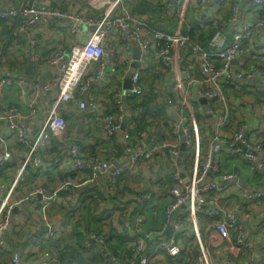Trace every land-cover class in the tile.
Returning a JSON list of instances; mask_svg holds the SVG:
<instances>
[{
  "label": "built area",
  "instance_id": "obj_1",
  "mask_svg": "<svg viewBox=\"0 0 264 264\" xmlns=\"http://www.w3.org/2000/svg\"><path fill=\"white\" fill-rule=\"evenodd\" d=\"M137 3L0 0L6 264H69L59 252L77 232L81 251L99 248L113 264H160V254L167 264H264V0H143L146 10L133 13ZM14 90L20 104L5 100ZM97 94L107 95L106 105ZM66 105L90 107L96 140L74 139ZM159 105L179 125L158 115ZM93 195L99 224L122 219L117 251L111 225L100 233L76 227ZM160 202L163 222L148 230L144 211ZM21 206L40 229L30 215L10 226ZM28 228L36 232L27 236ZM23 230L30 245L19 253L9 242Z\"/></svg>",
  "mask_w": 264,
  "mask_h": 264
},
{
  "label": "crops",
  "instance_id": "obj_2",
  "mask_svg": "<svg viewBox=\"0 0 264 264\" xmlns=\"http://www.w3.org/2000/svg\"><path fill=\"white\" fill-rule=\"evenodd\" d=\"M100 83H102V81H100V80L93 83L94 86H91V88L92 89L95 88L97 86V84H100ZM167 84H171V82H169V81L163 82L164 86H166ZM5 97H6L5 100L9 104H15L16 105V104L21 103L20 97H19L18 93L16 92V90H14V92L12 94L8 93ZM95 97L97 99H99L100 103L103 105L104 104L106 105L108 102L107 101L108 97L106 94H97V95H95ZM85 98H87V97H84V99ZM89 108L90 107L88 106V109L86 111H83V112L78 111L75 107L70 106V105H66L62 108L63 114H65L66 119L68 120V122L70 124L69 132L71 133V135L74 137L75 140H80V141H83L84 143L96 140L97 139L96 136L98 133L97 125H94L93 123H91L88 120ZM103 145L105 146L106 149L109 148L108 144H103ZM243 179L245 182H249V184L252 186V184H251L252 178L250 176L246 175L245 177H243ZM55 181L56 180L54 179V182ZM29 187L30 186H27L25 188H29ZM163 206H164V202H160L158 206L151 208L150 210L144 211L146 218L150 217V219H151V221L148 225V230L159 229V226L163 222V213H162L163 212ZM29 215H30V217H29V219H30L32 216L31 211L27 210L25 206L15 208L14 211L12 212V216L10 219V226L12 228L15 227V225L17 226L19 221L26 220V218ZM152 215H154V218L152 217ZM158 215H161V216L158 217ZM64 216L65 215H58L57 218L59 221H62L64 223L67 219ZM112 218L110 220V225L112 227V230H111L112 236H110V239L112 238L111 241L115 244L118 243V240L121 243V239L119 237L123 238L122 234L120 233L122 219L119 217H114L113 219ZM31 220L35 221L38 225L37 228L40 229L39 218H37L33 215ZM58 227H60V226H58ZM26 231L27 230H23L22 234L10 238V242H9L10 245L19 253H22L23 251H27L29 249L28 246L30 245V238L26 237L23 234V233H26ZM31 231L34 232L35 230L28 228V234H26V235L30 236ZM9 236H12V234L9 233ZM64 244L65 245H68V244L74 245V244H76V241L73 237H67V238H65ZM77 245L79 246V244H77ZM80 251L76 248V250H74V252L73 251L72 252L74 254L79 252L80 256L85 258V260L83 261V264H92L89 260H86V257H88V255L90 253L86 254L85 252H82V251L80 252ZM76 259H78V258H76ZM167 260H168L167 257H165L163 254L159 255V263L160 264H167ZM106 261H107V259L104 258V264L106 263ZM6 263H7L6 262V256L4 254H0V264H6Z\"/></svg>",
  "mask_w": 264,
  "mask_h": 264
},
{
  "label": "trees",
  "instance_id": "obj_3",
  "mask_svg": "<svg viewBox=\"0 0 264 264\" xmlns=\"http://www.w3.org/2000/svg\"><path fill=\"white\" fill-rule=\"evenodd\" d=\"M142 2H143V0H138V3L134 9H137L138 11H145L146 10L145 5ZM215 31H216V28L214 26V27L208 28L205 32H202L200 35V39H199L200 42L205 44L207 42V40L214 34ZM144 108L146 110H148L149 105H145ZM157 109H158L157 110L158 115L164 116L166 114L163 105H159V107ZM117 148L121 149L120 146ZM90 200H93V202H90ZM99 206H100V203L98 201V195L91 196L88 200V206L84 210L86 212L85 215L84 216L81 215V218L77 223V226H76L77 229L81 228L83 231L95 232V231H97L98 226H101L100 230H102L103 227H110V224H108V225L105 223H100L101 225L99 224V219H97L96 214H95L97 212V209L99 208ZM91 209H93V211H90ZM72 237L75 239L76 244L64 245L63 249L60 250L61 252H59V259L61 261H63L64 263L69 261V264H83V261L85 260V258L80 256L79 252H77L75 254L73 252H74V250H76V248L78 249V247L80 249L81 242L84 239V234L77 232V233L73 234ZM119 238L121 239V243L118 240V243L115 244V246H113V247H112V241H110V247H111L110 250L117 251L118 250L117 248L120 246V244H121V248H123V246H122V243H123L122 239L123 238H121V237H119ZM77 244H79V246ZM82 252H85L86 254L90 253L88 255V257H86V260H89L92 264H104V258H105L104 255L105 254L104 253L102 254L101 250L99 248H97L95 250H90V252L86 251V250L82 251ZM76 258H78V259H76Z\"/></svg>",
  "mask_w": 264,
  "mask_h": 264
},
{
  "label": "water",
  "instance_id": "obj_4",
  "mask_svg": "<svg viewBox=\"0 0 264 264\" xmlns=\"http://www.w3.org/2000/svg\"><path fill=\"white\" fill-rule=\"evenodd\" d=\"M171 1L173 2L174 0H171ZM134 57H135V60L138 59V50L137 49H134ZM136 67H137V62L135 61L132 64L131 68L125 74L124 81H123V89L124 90H128L130 88L129 76L132 74L133 70ZM91 86H94V85L92 84ZM165 111L171 117V119L174 121V123L176 125H179V117H178V115L168 106L165 107ZM125 125H126V122L124 121L122 123V127L121 128L124 129ZM184 151H185V137L182 135V130H180V146H179L178 156H177V159H176V164L177 165L181 164V159H182V157L184 155ZM239 184L244 186L243 182H240ZM170 234H171V228L167 232V237H169ZM105 264H113V263L110 260H107Z\"/></svg>",
  "mask_w": 264,
  "mask_h": 264
},
{
  "label": "rangeland",
  "instance_id": "obj_5",
  "mask_svg": "<svg viewBox=\"0 0 264 264\" xmlns=\"http://www.w3.org/2000/svg\"><path fill=\"white\" fill-rule=\"evenodd\" d=\"M135 8V7H134ZM133 8V9H134ZM138 12V10L137 9H134L133 10V13H137ZM160 20V18L158 17V18H156V22L157 21H159ZM96 139V138H95ZM112 143H113V141H112ZM109 146H110V144H108ZM167 177H170V175L169 176H167ZM119 194V193H118ZM107 199H111L110 197H107ZM117 199V198H116ZM90 202H93V200H90ZM90 211H93V209H91ZM161 215H158V217H160ZM152 217L154 218V215H152ZM104 221H108V222H110V217L109 218H107V219H105ZM101 226H98V228H97V231H95L96 233H100L101 232ZM113 246H115V243H113L112 242V247ZM78 250L80 251V249L78 248ZM81 252V251H80Z\"/></svg>",
  "mask_w": 264,
  "mask_h": 264
}]
</instances>
